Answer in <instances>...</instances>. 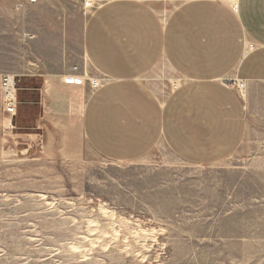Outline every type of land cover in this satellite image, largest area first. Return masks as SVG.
Returning <instances> with one entry per match:
<instances>
[{"label":"rangeland","instance_id":"rangeland-1","mask_svg":"<svg viewBox=\"0 0 264 264\" xmlns=\"http://www.w3.org/2000/svg\"><path fill=\"white\" fill-rule=\"evenodd\" d=\"M104 1L58 2L51 32L62 53L43 50L42 69L15 72L17 115L0 89V264H264V100L242 144L216 162H186L165 144L130 161L91 147L82 114L103 75L82 41ZM26 44L0 31L4 74L32 59L4 56ZM50 77L52 107L39 103ZM145 79L165 90L174 77L160 67Z\"/></svg>","mask_w":264,"mask_h":264},{"label":"crops","instance_id":"crops-1","mask_svg":"<svg viewBox=\"0 0 264 264\" xmlns=\"http://www.w3.org/2000/svg\"><path fill=\"white\" fill-rule=\"evenodd\" d=\"M58 2L0 0L4 40L27 41L4 56L32 58L16 62L13 74L42 69L36 58L47 55L43 50L61 55L51 32ZM13 21L21 24L20 37ZM82 44L103 75L85 103L82 129L91 147L110 160H135L158 144L186 162L223 160L242 144L248 116L260 113L264 0H105L89 17ZM160 67L174 77L165 90L145 79ZM4 73L0 67L1 91ZM232 79L245 81L243 92ZM52 82L44 79L40 104L54 105ZM18 91L16 85L11 116L18 114ZM48 112L45 107L42 116L65 119Z\"/></svg>","mask_w":264,"mask_h":264},{"label":"built area","instance_id":"built-area-1","mask_svg":"<svg viewBox=\"0 0 264 264\" xmlns=\"http://www.w3.org/2000/svg\"><path fill=\"white\" fill-rule=\"evenodd\" d=\"M35 1V0H32ZM238 89L244 90L246 83L240 79L230 80ZM16 75L15 74H6L2 78V93L4 99V106L7 111L13 113L16 108L17 95H16Z\"/></svg>","mask_w":264,"mask_h":264},{"label":"bare ground","instance_id":"bare-ground-1","mask_svg":"<svg viewBox=\"0 0 264 264\" xmlns=\"http://www.w3.org/2000/svg\"><path fill=\"white\" fill-rule=\"evenodd\" d=\"M242 92H243V90H242ZM87 236V235H86ZM86 256V255H85Z\"/></svg>","mask_w":264,"mask_h":264}]
</instances>
